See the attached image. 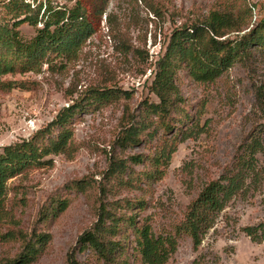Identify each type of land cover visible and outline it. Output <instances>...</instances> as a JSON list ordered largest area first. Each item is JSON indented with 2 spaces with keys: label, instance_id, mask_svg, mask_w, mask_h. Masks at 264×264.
<instances>
[{
  "label": "rangeland",
  "instance_id": "374dc122",
  "mask_svg": "<svg viewBox=\"0 0 264 264\" xmlns=\"http://www.w3.org/2000/svg\"><path fill=\"white\" fill-rule=\"evenodd\" d=\"M7 1L0 0V19L5 17ZM77 1L87 9L92 30L77 56L67 61L55 58L51 67L43 63L37 71L2 77L15 85L0 90V151L5 145L29 139L63 106L75 102L83 109L72 121L71 157L50 154L46 157L49 164L8 180L0 234L17 230L49 233V242L31 264H66L77 237L95 223L105 187L103 199L110 212L121 218L112 238L123 245L122 258L128 264H143L127 217L132 216L137 225L147 222L155 234L172 232L202 186L231 165L242 143L257 136L263 144V152L256 155L261 183L227 204L197 249L189 237L178 238L165 264H264V244L251 241L241 229L264 221V112L257 97L259 93L264 99V55L257 52L247 65L234 64L211 83L194 81L180 69L176 73L178 100L169 113V129L144 109L146 102H158L150 85L173 29L202 19L212 8L225 9L231 0H107L101 15L95 10L101 0ZM50 2L54 6L73 4ZM254 3L260 19L264 0ZM257 20L251 19L249 27ZM18 30L25 40L35 34L27 23ZM101 88L125 90L129 97L119 94L105 105L91 103L90 94ZM125 106L149 127L138 144L122 150L114 144ZM188 133L191 136L180 141ZM173 143L176 150L166 167H160L163 175L146 177L150 159ZM136 154L145 157L142 164L129 161ZM112 156L127 158L122 180L104 178ZM83 179L88 182H81L82 189H78L76 181ZM60 201L66 202V208L54 216ZM129 203L135 206L129 209ZM19 250L20 240L0 239V261ZM77 259L82 264H103L90 249L77 253Z\"/></svg>",
  "mask_w": 264,
  "mask_h": 264
},
{
  "label": "trees",
  "instance_id": "16d2710c",
  "mask_svg": "<svg viewBox=\"0 0 264 264\" xmlns=\"http://www.w3.org/2000/svg\"><path fill=\"white\" fill-rule=\"evenodd\" d=\"M71 5H52L50 0H8L3 4L5 17L0 19V90H10L14 81H4L2 77L15 72L37 71L43 63L51 67L55 58L66 61L76 57L92 30L88 21L87 9L77 0H66ZM107 0L96 4V13L104 11ZM225 9L212 8L202 19L183 23L171 32L164 54L155 65V73L150 90L158 102L145 103L144 109L157 116L163 127L169 129L170 112L178 100L176 73L184 68L190 78L202 83H211L236 63L247 65L255 53L264 55V16L249 27L252 8L247 0H231ZM253 6L258 12L257 5ZM9 17L10 20H5ZM12 20V22H11ZM27 23L34 27L35 34L29 39L22 38L18 27ZM41 24V26H38ZM249 28V29H247ZM261 93V92H260ZM119 94L128 96L125 90L113 88L95 89L90 94L92 102L99 105L109 103ZM258 93L259 109L264 112V99ZM83 106L72 102L60 108L48 124L37 130L29 139H22L2 147L0 151V220L6 216L5 198L9 179L21 175L31 168L51 162L50 154L72 155V121ZM149 127L148 123L136 120L125 106L120 118V132L115 146L124 150L138 144L140 136ZM155 131V130H154ZM192 133V132H190ZM184 134L180 141L189 138ZM175 143L163 146L160 152L150 159L151 170L148 178L157 179L164 173ZM263 152V144L257 136H251L238 148L231 165L216 179L206 182L198 194L185 208L182 219L175 224L172 232L155 234L145 222L137 225L132 216L127 217L135 234L137 253L143 264H165L176 250L178 238H190L192 247L197 249L204 235L213 227L219 214L237 195L245 194L250 187L259 185L262 169H258L256 155ZM127 159V158H126ZM112 156L104 172L106 180L123 179L128 166L127 160ZM132 164H142L141 154L129 158ZM164 167L160 169V167ZM79 184L88 182L78 180ZM85 189V186L83 190ZM97 209V219L91 228L85 229L76 239L75 245L66 255V264H82L77 253L90 249L103 264H128L123 245L112 237L119 230L121 218L114 216L107 206L105 187ZM137 205V204H136ZM130 204L129 209L134 207ZM142 205H137V208ZM66 208V202L55 206L54 216ZM242 231L251 241L264 244V221L243 226ZM1 240H20V250L12 258L0 264H31L43 252L50 240L49 233L20 230L0 234ZM264 249V245H263Z\"/></svg>",
  "mask_w": 264,
  "mask_h": 264
},
{
  "label": "built area",
  "instance_id": "2783aa9c",
  "mask_svg": "<svg viewBox=\"0 0 264 264\" xmlns=\"http://www.w3.org/2000/svg\"><path fill=\"white\" fill-rule=\"evenodd\" d=\"M252 8V22L256 21L257 19V11H256V8L253 6V0H247Z\"/></svg>",
  "mask_w": 264,
  "mask_h": 264
}]
</instances>
